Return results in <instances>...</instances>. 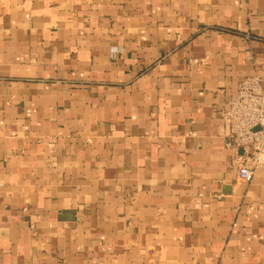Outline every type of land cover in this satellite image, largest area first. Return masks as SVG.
Masks as SVG:
<instances>
[{"label": "crops", "instance_id": "0c3cea01", "mask_svg": "<svg viewBox=\"0 0 264 264\" xmlns=\"http://www.w3.org/2000/svg\"><path fill=\"white\" fill-rule=\"evenodd\" d=\"M253 74L264 0H0V264H264Z\"/></svg>", "mask_w": 264, "mask_h": 264}, {"label": "built area", "instance_id": "2783aa9c", "mask_svg": "<svg viewBox=\"0 0 264 264\" xmlns=\"http://www.w3.org/2000/svg\"><path fill=\"white\" fill-rule=\"evenodd\" d=\"M230 127L228 145L235 149L239 177L249 182L256 169L264 164V78L245 76L237 95L224 113Z\"/></svg>", "mask_w": 264, "mask_h": 264}]
</instances>
